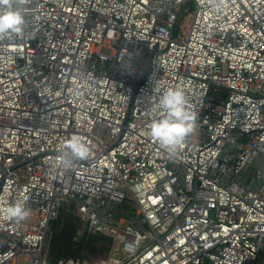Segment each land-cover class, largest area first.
Wrapping results in <instances>:
<instances>
[{
    "label": "built area",
    "instance_id": "built-area-1",
    "mask_svg": "<svg viewBox=\"0 0 264 264\" xmlns=\"http://www.w3.org/2000/svg\"><path fill=\"white\" fill-rule=\"evenodd\" d=\"M22 10L24 31L0 39V264H52L65 203L76 234L112 241L55 264H264V0ZM170 87L197 115L175 153L149 134ZM73 136L89 155L61 166ZM17 201L22 222L6 218Z\"/></svg>",
    "mask_w": 264,
    "mask_h": 264
},
{
    "label": "clouds",
    "instance_id": "clouds-1",
    "mask_svg": "<svg viewBox=\"0 0 264 264\" xmlns=\"http://www.w3.org/2000/svg\"><path fill=\"white\" fill-rule=\"evenodd\" d=\"M28 0H0V39L19 35L24 31L26 20L22 10ZM164 118L153 121L149 134L169 153H175L185 139L196 131L197 115L190 110L189 101L182 88L170 87L159 98ZM89 147L78 136L65 144L59 156L61 166L71 167L75 160L86 159ZM6 218L22 222L29 216L23 202L17 201L6 209Z\"/></svg>",
    "mask_w": 264,
    "mask_h": 264
},
{
    "label": "trees",
    "instance_id": "trees-1",
    "mask_svg": "<svg viewBox=\"0 0 264 264\" xmlns=\"http://www.w3.org/2000/svg\"><path fill=\"white\" fill-rule=\"evenodd\" d=\"M65 213L70 219L64 220L62 215L65 216ZM62 215L58 214L51 227L49 258L52 264L57 263L59 259L82 258L85 253L105 255L109 252L112 240L102 233L87 232L81 241L75 240L73 245V233L76 234L79 224L68 210L63 211Z\"/></svg>",
    "mask_w": 264,
    "mask_h": 264
},
{
    "label": "rangeland",
    "instance_id": "rangeland-1",
    "mask_svg": "<svg viewBox=\"0 0 264 264\" xmlns=\"http://www.w3.org/2000/svg\"><path fill=\"white\" fill-rule=\"evenodd\" d=\"M182 25H183V29H182V31H183V34H185L186 33V31H187V28L189 27V24H190V17H186L183 21H179ZM259 158H256L255 160H254V164L255 165H258V164H260V163H262V161H264V156L263 155H259L258 156ZM68 209H71V206H69L68 205V203H65V204H63L62 205V207L59 209V213L58 214H60V215H62L63 214V211L64 212H67V210ZM72 214V216H73V219L74 220H76L77 222H78V224H79V217L78 216H76V215H74L73 213H71ZM62 217L64 218V220H66V219H70V217H68L67 216V214L65 213V216L64 215H62ZM87 233V231L86 230H83L80 234H74L73 233V240H72V244L74 245L75 244V239H74V236H78V240L79 241H81L82 239H83V237L85 236V234ZM88 234V233H87ZM99 243V242H98ZM50 237H49V239H48V242H47V245H46V251L47 252H49V250H50ZM111 246V245H110ZM106 255V254H105ZM91 256L94 258V257H99V256H103V255H101V254H91ZM68 258H66V259H59L60 261H65V260H67ZM81 258H79V257H77L76 258V260L77 261H79Z\"/></svg>",
    "mask_w": 264,
    "mask_h": 264
}]
</instances>
